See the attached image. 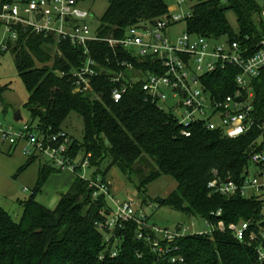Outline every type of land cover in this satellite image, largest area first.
Here are the masks:
<instances>
[{
	"label": "trees",
	"instance_id": "obj_1",
	"mask_svg": "<svg viewBox=\"0 0 264 264\" xmlns=\"http://www.w3.org/2000/svg\"><path fill=\"white\" fill-rule=\"evenodd\" d=\"M194 1L185 19L186 32L238 40L250 50L256 49L264 32V3ZM167 8L164 0H109L96 34L100 39L120 38L129 26L139 21L152 22L166 14ZM228 11L236 18V32L227 21ZM87 49L98 63V74L91 78V90L77 92L74 74L86 57L82 48L50 34L19 29L18 39L8 51L28 93L23 105L29 113L27 123L51 134L64 129L71 113L78 114L83 121L82 139L71 136V155L90 154L89 162L95 168L93 177L100 175L105 179L107 172L116 167L135 185L138 198L146 205L147 185L162 175L170 176L176 188L159 205L206 218L221 209L218 218L210 219L222 220L225 229L176 239L178 250L174 254L181 255L183 261L170 263L158 259L143 241L137 240V226L127 223L125 228L115 231L121 245L117 255L111 257L103 234L97 229V223L104 219L103 212L109 211L105 197L93 198L94 189L86 180L76 177L54 208L43 206L36 201V195L48 176L58 172L43 163L30 195L17 200L21 208L18 218L0 205V264H264L257 258L259 241H250L248 236L238 241L228 229L230 223L249 219L264 225L260 203L240 196L209 195L207 187L214 170L222 177L240 179L250 166V153L260 132L258 124L264 119V70L252 80L255 125L248 132L230 139L219 131L195 125L190 128V136H184L173 112L147 98L141 81L131 82L139 68L159 72L150 61L138 63L128 51L112 49L103 40L88 42ZM123 61L133 64L135 70L120 65ZM120 73L123 78L111 80ZM235 73L236 69L226 67L203 75L202 82L212 98L221 100L235 90ZM128 82L132 84L115 102L112 90ZM6 88L0 85L1 103ZM36 160L35 156L27 157L17 174ZM251 229L256 230V226Z\"/></svg>",
	"mask_w": 264,
	"mask_h": 264
},
{
	"label": "built area",
	"instance_id": "obj_2",
	"mask_svg": "<svg viewBox=\"0 0 264 264\" xmlns=\"http://www.w3.org/2000/svg\"><path fill=\"white\" fill-rule=\"evenodd\" d=\"M185 1L173 0L166 14L152 22L139 21L129 26L120 38L100 39L96 33L91 34L88 24L90 12L79 6L78 0H0V24L5 27L8 35L0 44V52L10 49L18 39L20 28L69 41L73 46L82 48L86 56L82 66L74 74L75 90L84 92L91 90V78L98 74L95 69L98 63L88 54V42L103 40L112 49L119 47L128 51L138 63L150 61L158 69L159 74L139 68L131 82L141 81V90L147 98L156 100L160 108V104L169 95L177 99L170 111L180 126L181 135L190 136V128L201 125L207 130L219 131L227 138H238L255 125L252 80L264 70V32L256 49L252 50L241 45L238 40L207 38L185 30L180 36L171 38L167 30L181 21L185 23L190 15V8L187 12H178ZM37 15L40 16L39 19ZM262 17L264 18V10ZM119 64L135 70L130 62L123 61ZM226 67L236 69V88L221 100L212 98L202 77ZM123 77L120 73L111 80L116 82ZM131 82L112 90L111 97L115 102L121 99ZM258 128L260 132L250 153V166L242 177H222L214 170L207 187L209 195L240 196L258 201L264 221V119L258 124ZM0 134L2 140L11 146L19 141L24 143L23 149L27 157L43 159L58 171L70 170L76 177L86 180L89 187L94 189L93 198L99 195L105 197L109 211L103 212L104 219L97 223V229L103 234L111 257L117 255L121 245V238L115 236V231L125 228L127 223L137 226V240L143 241L158 259L170 263L183 261L181 255L174 254L178 250L176 239L186 235H210L216 230L225 229L222 220L213 222L210 219L218 218L221 209L211 212L209 218L197 216L203 221V227L199 230L195 228L194 222L172 230L150 224L140 200H122L112 194L111 183L107 178L100 175L93 177L95 168L89 162L90 154L80 152L76 156L71 155L73 140L64 129L44 134L37 126L27 122L20 129L13 130L0 121ZM87 172L89 176L85 174ZM253 225L256 230L251 229ZM228 229L238 241H244L246 236L250 241H259L257 258L264 261V225L249 219L238 224L230 223Z\"/></svg>",
	"mask_w": 264,
	"mask_h": 264
},
{
	"label": "rangeland",
	"instance_id": "obj_3",
	"mask_svg": "<svg viewBox=\"0 0 264 264\" xmlns=\"http://www.w3.org/2000/svg\"><path fill=\"white\" fill-rule=\"evenodd\" d=\"M164 1L168 7L172 6L173 0ZM78 2L79 6L90 12L91 17L88 19V24L90 26L91 34H95L99 26L100 18L108 6L109 0H78ZM194 2V0H186L181 8L178 9V12H187ZM259 2L264 3V0H259ZM226 18L230 27L236 32L238 26L234 14L231 11H228L226 13ZM184 30L185 23L181 21L169 28L167 34L169 37L175 38L180 36ZM7 37L8 35L5 27L0 24V44L3 40L7 39ZM0 85L7 86L2 93L3 103L0 102V121L4 123L7 128L11 126L13 130H18L29 120V113L23 107L27 100L28 93L22 80L17 74L13 56L7 50L0 52ZM176 102L177 99H174L169 95L160 105L162 109L167 111L173 109ZM16 111H19L22 120H14L13 115ZM63 128L74 139L78 141L82 139L83 121L78 114L71 113L63 124ZM8 146L9 144L2 140L0 134V154H2V157H0V174H6L10 169L11 156L6 154ZM23 146L24 143L20 141L17 144L10 146L12 148L14 147L13 155H19L21 159H26L27 155L24 153ZM43 163L44 160H36L24 172L15 178L14 175L16 174V171H14L12 175L4 181L5 183L2 184L3 191L0 195V205L9 212L13 218H18L21 212L17 200H24L30 195L32 186H34L31 184L35 182L34 180L38 173L37 167ZM102 169H104L103 166ZM111 170L113 171H110L108 175L112 178V183L120 185L118 196L121 198L131 197L140 200L135 185L128 182L116 167ZM85 174L89 176V172ZM175 188L176 182L170 176L164 175L147 185V203L143 206V210L148 216L149 223L160 228H168L172 230L178 226L185 227L191 222H194L197 230L202 229L203 221L197 216L185 214L166 205H159L158 199L166 198Z\"/></svg>",
	"mask_w": 264,
	"mask_h": 264
},
{
	"label": "crops",
	"instance_id": "obj_4",
	"mask_svg": "<svg viewBox=\"0 0 264 264\" xmlns=\"http://www.w3.org/2000/svg\"><path fill=\"white\" fill-rule=\"evenodd\" d=\"M20 120H22L21 117H20L19 120H15V121H20ZM10 146L11 145H9L8 148L6 149L7 150L6 154L9 155V156H11V158H10V167H9L10 169L6 172V174H3V173L0 174V195H1L2 191H3L2 184L5 183L4 181H6V179L8 177H10L14 171H16V174H17L18 168L21 165H23L26 162V160H27V157H26V159H21L19 155L14 156L13 155V149H14V147L12 148ZM0 157H2V154H0ZM17 157H19V158H17ZM38 160H41L42 161L43 159H39L38 158ZM44 163H46V162L44 161ZM39 168H40V165H38V167H37V172L39 171ZM111 169H114V167H112ZM111 169L107 172L106 178L111 183V187H112L113 194L116 197H118V198H120L122 200L134 199V198H131V197L130 198L129 197H123V198H121V197L118 196L119 195L118 193L120 191V185L117 184V183H114V184L112 183L113 180L108 175V173L110 171H113ZM21 173H19V174H21ZM16 174L14 175V178L19 175V174H17V175ZM37 176H38V173H37ZM37 176H36V179L34 180L35 182H33V183H36ZM75 179H76L75 173H73L70 170H61V171H58V172L51 173L48 176V178L45 181V183L43 184L41 190L37 193V195H36V201L38 203L42 204L43 206L49 208V209L54 208L57 205V203H58V201L60 199L61 194L62 193H65L70 188V186L72 185V183L74 182ZM33 183L31 185H34L35 186V184H33ZM34 186H32V189L34 188Z\"/></svg>",
	"mask_w": 264,
	"mask_h": 264
},
{
	"label": "water",
	"instance_id": "obj_5",
	"mask_svg": "<svg viewBox=\"0 0 264 264\" xmlns=\"http://www.w3.org/2000/svg\"><path fill=\"white\" fill-rule=\"evenodd\" d=\"M40 18V16L39 15H37V19H39ZM194 79V78H193ZM20 113H19V111H16L15 113H14V115H13V118H14V120H19L20 119ZM163 201H164V199H158V203H163Z\"/></svg>",
	"mask_w": 264,
	"mask_h": 264
}]
</instances>
